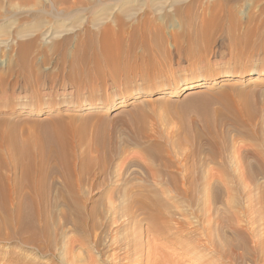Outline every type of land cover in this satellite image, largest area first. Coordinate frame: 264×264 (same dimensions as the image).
I'll use <instances>...</instances> for the list:
<instances>
[{
    "label": "rangeland",
    "instance_id": "374dc122",
    "mask_svg": "<svg viewBox=\"0 0 264 264\" xmlns=\"http://www.w3.org/2000/svg\"><path fill=\"white\" fill-rule=\"evenodd\" d=\"M252 72L264 0H0V174L41 215L0 264H217L262 237Z\"/></svg>",
    "mask_w": 264,
    "mask_h": 264
},
{
    "label": "bare ground",
    "instance_id": "6f19581e",
    "mask_svg": "<svg viewBox=\"0 0 264 264\" xmlns=\"http://www.w3.org/2000/svg\"><path fill=\"white\" fill-rule=\"evenodd\" d=\"M5 1L8 2V3L17 2V3L21 4V5H25V4L28 3L29 0H5ZM261 72H252L251 75H257V76H261L262 75V77H263L264 74H262ZM202 85H203L202 84V80L198 81V82H192V83L190 82V83H186V84L182 85L179 88H174L173 87V89L167 90L165 92V94L168 97H175V96H178V95H180L182 93H185L186 91L193 90L195 88H199ZM134 103H135V101L132 104H134ZM70 109L71 110L75 109V106H73V105L70 106ZM41 111H42V108H30L28 110L27 115L30 116V115L39 114ZM34 147L36 148V145H34ZM21 154L22 153H19L17 151L15 153L16 157L14 159V161H15L14 164L16 166H18V167L19 166L22 167V161H21L22 160V155ZM3 164H5V163L0 161V167L3 166ZM31 166L34 167L35 165H33L30 162L28 165H26L25 167H22V168H23V170L25 172H27L28 169ZM211 177L212 176H210V174H207L206 178H207L208 182L210 181ZM9 182H10L9 178H6L2 174H0V236L3 234L2 230L4 228H5V230H8L9 227H12V225H14V224L17 226L16 228H17L18 231L23 230L24 228H26V229L30 228L31 229V227L35 226L34 224L37 223L36 220L41 218V215L38 213V211H36L34 208H31V206L34 205L33 202L35 201V199H33V197H32V198L27 199V201H26L24 199V197L21 196V191H20V188H19L21 185L16 182L12 187H10ZM32 189H33V193H34L35 198L36 199H41V197L37 196L38 195V193L36 192L37 188H35L33 186ZM262 231H263V236L262 237H257L256 235L253 234V237L251 238L250 243H249L250 246L242 248V249L240 248L241 249L240 252L237 250L238 248H236L235 250H237V251H232L231 250V251H228L226 253L224 251L222 252L221 250L217 251V248L215 247L216 248V252H217L216 255L218 254V257H219V258H217V256L215 255V257L217 258V264H234L236 262V260H244V259L248 260L249 263H252L251 259H253V263L252 264H264V230H262ZM237 232H239V231H237ZM10 235H12V234L9 233V232L6 234L7 237H9ZM36 235H38V234H36ZM249 235H251V234H249ZM249 235H247V236H249ZM2 237H4V236H2ZM32 241H33V238H32ZM238 244H240V243H238ZM244 244H245V242H244ZM192 248H190V250ZM232 249H234V246L232 247ZM190 253H191V251H190ZM192 257H196V256H192ZM162 259H163V257H162ZM212 260H213V258H212ZM163 261H164V259H163ZM208 262H210V261H208ZM213 262L214 261H212V263ZM214 264H215V262H214Z\"/></svg>",
    "mask_w": 264,
    "mask_h": 264
}]
</instances>
